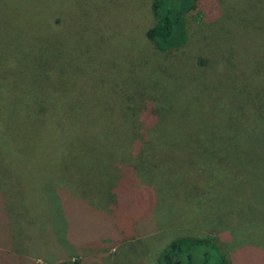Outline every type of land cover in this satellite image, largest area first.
Segmentation results:
<instances>
[{"label":"rangeland","instance_id":"1","mask_svg":"<svg viewBox=\"0 0 264 264\" xmlns=\"http://www.w3.org/2000/svg\"><path fill=\"white\" fill-rule=\"evenodd\" d=\"M203 1L200 19H188L186 63L164 73L172 95L193 101L184 104L190 122L170 137L186 166L179 155L173 178L154 171L116 188L121 164L104 156L131 159L150 134L104 139L119 130L108 116L122 84L111 72L144 61L143 77L164 80L154 59L145 60L149 0H0V264H157L166 244L210 220L231 264H264V154L252 142L264 146L254 124L264 115V73L248 67L264 50V28H251L249 18L264 9L254 0ZM224 19L230 23L218 31ZM205 35L229 49L234 41L250 46L245 62L230 50L187 78L195 48H210ZM38 105L47 107L39 115Z\"/></svg>","mask_w":264,"mask_h":264},{"label":"trees","instance_id":"2","mask_svg":"<svg viewBox=\"0 0 264 264\" xmlns=\"http://www.w3.org/2000/svg\"><path fill=\"white\" fill-rule=\"evenodd\" d=\"M254 3H256L258 8L264 9V0H254ZM203 6V0H149V10L153 17V24L146 29L144 36L152 50L147 54V59L145 60L150 62L154 59L155 62H153L155 67L161 68L160 71L163 72V74H161L160 77L164 79L161 83L155 81L156 77L154 73H148L145 77L140 74L143 71V67L145 68L144 61H142V65L136 67V70L140 68L137 71L135 68L123 71L124 76L122 73L118 74L119 70L111 72L113 81L115 83L118 81L122 84L119 85L122 87L119 95H110V98L113 97L117 101L111 104L114 107L110 111L113 116H108L109 118H113L112 123L118 125L119 130H113V133L104 137V139L109 142V140L115 136L112 140L115 142L112 144L115 145L118 141L122 142V140L119 139L120 137L126 139H124V143L127 141L131 142L132 137L136 136L135 134L138 132L135 129L141 130V133H138L140 136L150 134V136L147 135L149 138L144 141L139 138L140 149L137 150L131 159H122L124 154L118 153L117 151L108 154V156H104V160H106V157L109 160H106L108 163H115L116 165L118 163L121 164L120 174H118L119 176H115L116 188H123L128 185L132 180V176H141L148 173L153 174L154 171V175L162 174L166 180H169L174 177L175 170H177V173H180L179 166H181V168L184 164L186 166V160L184 156L181 155V150L178 149L179 146L177 144L179 140L176 138L175 141L173 140L172 142L170 141V137L177 136L183 124L187 125L188 122H190V118H188L189 115H187L188 111L184 104L188 101H193L191 99L184 102L179 96L172 95L170 90L172 85L169 84L172 83L173 80L169 82L168 85L164 84L166 78L164 73L167 72L169 67H174L175 64H178V68H175L178 70L180 64L186 63L182 61L180 57L185 55L187 48H190L188 19L190 15H193L195 20H199L204 11ZM228 12H230L229 9ZM249 19L250 22L248 25L251 28H264V17L255 20H252V18ZM230 20L231 19H224L221 22H217L218 31H223V24H225V22L229 24ZM242 23L245 24L246 21L243 19ZM243 24L241 25L243 26ZM213 37L214 36L205 35L204 38H202L207 46L210 45V48H206L205 50H202L200 47L195 48L193 54L194 62L188 66V72L186 74L188 75L187 78L190 80L198 78L199 72L196 70L197 67L206 63H212L211 59L216 60L215 57H217V55L226 56L230 50H233L234 53L230 54L234 55V58L236 53L241 51L242 58L238 56L237 60L243 63L245 62L246 59L243 54L250 46L234 41V45H237L235 49L226 47L228 48L226 51L225 46L227 45L224 46V44L218 42L220 40L219 38H217L218 40L216 39L215 42ZM224 38H222L221 41ZM218 49L221 53H218ZM242 50H244V52H242ZM204 51H207V53L209 51L210 55H203L202 52ZM211 54L212 57L210 58ZM223 58L225 57H218V62L221 61V63H223ZM110 64L114 65L113 63ZM249 64L248 67L252 70L251 72L258 73L262 70L264 73V50L261 58L254 61L252 60ZM243 69H246L247 72L250 71L244 64ZM214 70H216V68ZM156 76H159L158 72H156ZM203 76L205 79H208L206 74H203ZM139 79H144L143 87H140ZM181 80L183 79L181 78ZM207 82L208 81L205 80L202 81V83ZM147 90L150 91L147 93ZM193 99H195L194 102L199 99L202 100V98ZM196 104H198V102ZM37 108L38 109L34 113L39 115L47 107L46 105H38ZM130 115V119L132 120L129 122ZM254 124L256 126L255 130L258 128L259 131H261V129L264 130V115L258 113L254 119ZM121 127H123V129ZM117 133H119V135H116ZM254 135L256 140L260 139V137L256 135V132H254ZM154 142L155 144H153ZM252 142L257 153L261 155L264 154V146L255 141ZM158 146L163 147L166 156H163L157 150L154 154V148L157 149ZM172 150H174V152H172ZM118 151L123 150L121 148L120 150L118 149ZM179 155L181 160L177 162H179L180 165L177 168H173L171 163H173V161L176 162L175 160ZM182 157L185 162H183ZM161 164H164V168H162ZM170 164L171 167H168ZM166 174H169L168 178ZM122 182H124L123 185H121ZM206 224H211V227L208 228L207 225H205L202 229L199 228L194 230L191 235L177 237L166 244L159 253L157 264H231L229 257L222 247V239L215 233L217 230L219 231V228L217 229L216 226H213L214 222H211V220L210 222L207 221ZM64 258L66 259L68 257ZM58 264H79V262L67 259L58 262Z\"/></svg>","mask_w":264,"mask_h":264}]
</instances>
